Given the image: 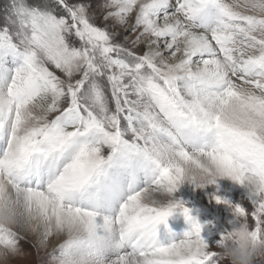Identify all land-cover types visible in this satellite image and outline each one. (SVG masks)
I'll use <instances>...</instances> for the list:
<instances>
[{
  "label": "snow or ice",
  "instance_id": "obj_1",
  "mask_svg": "<svg viewBox=\"0 0 264 264\" xmlns=\"http://www.w3.org/2000/svg\"><path fill=\"white\" fill-rule=\"evenodd\" d=\"M224 178L258 243L264 0H0V264H227L177 197Z\"/></svg>",
  "mask_w": 264,
  "mask_h": 264
},
{
  "label": "rangeland",
  "instance_id": "obj_2",
  "mask_svg": "<svg viewBox=\"0 0 264 264\" xmlns=\"http://www.w3.org/2000/svg\"><path fill=\"white\" fill-rule=\"evenodd\" d=\"M184 186H187V184ZM214 195L227 199L231 204L246 206L251 193L246 187L234 183L227 178L220 179L217 185L209 186L205 189L194 187L190 190L188 187H181L177 193V197L182 199L192 209V214L198 218L201 224H204L202 235L206 241L212 244H215L220 239L222 233L231 231L239 225L233 209L225 204H217L212 198ZM183 217L182 214H175L169 218L168 227L173 233L176 232L174 229L175 224L178 225L179 222L182 228L189 226L185 220H178ZM165 233L167 232L165 231ZM175 234L179 235L178 233ZM208 234H211V236ZM164 235L166 236L167 234Z\"/></svg>",
  "mask_w": 264,
  "mask_h": 264
},
{
  "label": "clouds",
  "instance_id": "obj_3",
  "mask_svg": "<svg viewBox=\"0 0 264 264\" xmlns=\"http://www.w3.org/2000/svg\"><path fill=\"white\" fill-rule=\"evenodd\" d=\"M199 181V177H198ZM239 221L235 230L222 241V247L217 251L225 258L227 264H264V239L254 242L248 230Z\"/></svg>",
  "mask_w": 264,
  "mask_h": 264
},
{
  "label": "bare ground",
  "instance_id": "obj_4",
  "mask_svg": "<svg viewBox=\"0 0 264 264\" xmlns=\"http://www.w3.org/2000/svg\"><path fill=\"white\" fill-rule=\"evenodd\" d=\"M230 181H231V180H230ZM183 187H184V188H187V187H188L190 190H192V189L194 188V186L191 185V184H187V186H184V185H183ZM207 188H208V187H207ZM242 191H243V190H242ZM210 194H211V193H210ZM179 223H180V222H179ZM179 223H178V225L175 224V227H176L177 230H180V231H181V232H179V231L177 232V233L179 234L178 236H182V234H183L185 231L188 230L189 226H188V227H184V228H185V229H184V228L180 227V224H181V223H180V224H179ZM202 225H204V224H202ZM173 226H174V225H173ZM185 226H186V225H185ZM203 227H204V226H203ZM207 232H208V231H207ZM164 234H165V233H164ZM205 235H206V234H205ZM208 235L211 236V234H208Z\"/></svg>",
  "mask_w": 264,
  "mask_h": 264
}]
</instances>
